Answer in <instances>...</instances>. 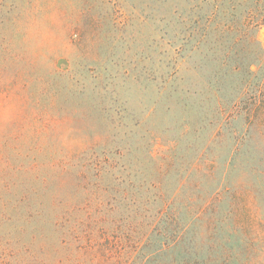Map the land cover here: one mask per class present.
Instances as JSON below:
<instances>
[{"label":"rangeland","instance_id":"obj_1","mask_svg":"<svg viewBox=\"0 0 264 264\" xmlns=\"http://www.w3.org/2000/svg\"><path fill=\"white\" fill-rule=\"evenodd\" d=\"M218 2L0 0V264L77 256L70 229L87 244L114 206L129 251L161 211L179 229L216 190L191 228L199 264H264V175L239 155L222 178L232 140L210 143Z\"/></svg>","mask_w":264,"mask_h":264},{"label":"trees","instance_id":"obj_2","mask_svg":"<svg viewBox=\"0 0 264 264\" xmlns=\"http://www.w3.org/2000/svg\"><path fill=\"white\" fill-rule=\"evenodd\" d=\"M216 1L219 2L213 5L215 16L222 11L228 18L225 24L217 22L215 27L218 35L225 33L226 38L224 45L217 41L216 59L219 71L207 87L208 93L214 98L211 110L218 118L210 143H217L228 135L232 140L223 163L222 178H226L229 171L237 167L236 159L239 155L245 161V167L249 166L248 171L257 176L264 175V169L258 163L259 153L264 148V48L256 35L257 28L264 25V0ZM209 23V19L206 20L205 29ZM202 36L201 38H205L207 33ZM203 41L205 39L200 40ZM208 164L209 170L206 173L212 175L215 159H210ZM107 198V201L113 199ZM219 199L218 190L210 193L199 211L189 215L179 229L172 228V222L169 223L164 218L166 210L161 211L157 219L148 226V230L137 237L139 240L129 251L126 248L132 239L131 235L125 237L126 235L119 234V221L112 216L116 208L113 205L114 208L106 215L108 217L103 215L100 218L101 222H107L106 226H97L96 222V230L81 228L87 244L81 243V236L75 235L74 228L70 229L78 255L73 257L69 253L65 259H57L55 264H199L201 260H197L196 233L193 234L191 228L195 219ZM98 200L99 206L105 197L98 195ZM188 200L191 204L188 208H192L194 199ZM170 218L175 222L178 215ZM61 222L57 227L63 228L64 224ZM212 222L213 218L209 225ZM81 223L78 222V226ZM137 223L139 224V220ZM212 232V227H208L205 237L210 238ZM61 243L67 242L61 239Z\"/></svg>","mask_w":264,"mask_h":264}]
</instances>
